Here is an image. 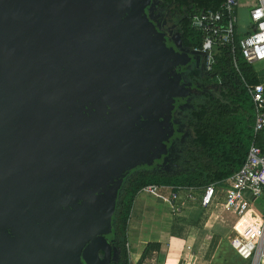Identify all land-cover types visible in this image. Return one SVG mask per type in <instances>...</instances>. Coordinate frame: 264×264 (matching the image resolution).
<instances>
[{
	"label": "water",
	"instance_id": "95a60500",
	"mask_svg": "<svg viewBox=\"0 0 264 264\" xmlns=\"http://www.w3.org/2000/svg\"><path fill=\"white\" fill-rule=\"evenodd\" d=\"M128 7L0 0V264L119 260L118 192L167 147L153 138L186 58Z\"/></svg>",
	"mask_w": 264,
	"mask_h": 264
},
{
	"label": "trees",
	"instance_id": "16d2710c",
	"mask_svg": "<svg viewBox=\"0 0 264 264\" xmlns=\"http://www.w3.org/2000/svg\"><path fill=\"white\" fill-rule=\"evenodd\" d=\"M171 1V0H170ZM190 8L183 22L184 41L192 48H202L203 34L191 26L195 13L217 9L224 0H172ZM214 50V63L208 78L220 85V96L206 100L191 112L193 138L185 151L186 162L175 172H163L139 167L124 179L118 192L113 219L114 244L120 249V259L114 264H131L128 249V225L134 201L149 185L200 187L231 177L243 164L250 146L259 144L264 151V131L255 133V108L247 83L262 82L255 64L249 63L237 47ZM176 167L177 162L174 161ZM221 186V185H220ZM161 244L152 242L143 252L146 258ZM250 264V263H247Z\"/></svg>",
	"mask_w": 264,
	"mask_h": 264
},
{
	"label": "built area",
	"instance_id": "2783aa9c",
	"mask_svg": "<svg viewBox=\"0 0 264 264\" xmlns=\"http://www.w3.org/2000/svg\"><path fill=\"white\" fill-rule=\"evenodd\" d=\"M241 0H224L217 9H204L194 14L191 26L203 34V46L208 71L214 63V50L229 46L234 53L237 47L252 64L264 62V0H257L248 8L249 20L240 21ZM255 108V133L264 131V83H247ZM200 187L149 185L151 193L168 192L178 210L182 201H198L204 209L220 207L230 212L236 221L230 243L239 257L251 264H260L264 258V214L253 208L258 198H264V151L253 143L247 156L231 177ZM221 185V186H220ZM148 264H160L151 260Z\"/></svg>",
	"mask_w": 264,
	"mask_h": 264
},
{
	"label": "flooded vegetation",
	"instance_id": "af4514ba",
	"mask_svg": "<svg viewBox=\"0 0 264 264\" xmlns=\"http://www.w3.org/2000/svg\"><path fill=\"white\" fill-rule=\"evenodd\" d=\"M190 8L172 0H129L128 9L132 14L140 16L151 26L154 46L161 53L176 52L186 57L170 70L167 82L178 89L166 100L168 104L161 108L160 134L153 138L154 143L167 144V147L164 150L162 146L157 147L159 157L155 158L152 168L144 167L147 169L168 172V169L179 170L183 167L185 151L193 138L191 112L206 100L221 95L220 85L208 78L205 55L192 53L199 48H192L184 41L183 22L191 15ZM166 128L170 131L164 133ZM108 238L113 247H117V257L120 259V249L114 244L113 236Z\"/></svg>",
	"mask_w": 264,
	"mask_h": 264
},
{
	"label": "crops",
	"instance_id": "0c3cea01",
	"mask_svg": "<svg viewBox=\"0 0 264 264\" xmlns=\"http://www.w3.org/2000/svg\"><path fill=\"white\" fill-rule=\"evenodd\" d=\"M247 10L241 4L240 15L242 11ZM263 63H258L261 64V70L257 71L264 83ZM166 193L169 196L168 192ZM160 198L159 195H154V201L147 203L140 194L134 201L129 220V230L131 232L128 236L130 239V241L128 240V249L131 264H148L153 259L160 264H228L236 256L239 261H244V264L250 263V261L239 257L230 243V237L236 221L234 215L230 212L222 211L220 207L204 209L198 201H182V210L178 215L183 219V223L175 222V214L173 213V205L175 204L170 201L172 203L169 210L170 217L163 214L161 218L164 226L155 232L150 231V236L145 240H140L141 236L146 235L144 234L146 229L143 225L144 219L150 217L153 227L155 226L154 221L158 220L154 206L156 204L155 200ZM253 208L258 213L264 214V198L256 200ZM202 211L206 215L205 217H201ZM227 217L230 219L229 222ZM176 223L178 225L187 224L186 232L177 231L175 229ZM139 242L143 244L142 247ZM152 242L160 243V250L155 249L153 250L154 252L143 258L145 248ZM134 245L138 250L132 251Z\"/></svg>",
	"mask_w": 264,
	"mask_h": 264
},
{
	"label": "rangeland",
	"instance_id": "374dc122",
	"mask_svg": "<svg viewBox=\"0 0 264 264\" xmlns=\"http://www.w3.org/2000/svg\"><path fill=\"white\" fill-rule=\"evenodd\" d=\"M257 2V0H241V4L243 7L245 8H250L253 4H255ZM246 10V9H245ZM248 11V10H247ZM247 11H242L241 13V18H240V21L243 23V24H246L249 20V15L247 13ZM261 63V62H260ZM264 64V63H263ZM256 69L257 70H261V64H256ZM192 105V103H191ZM177 156H175L174 159H176ZM155 168V167H154ZM173 170H177V169H173ZM172 168L171 169H168L167 171H170V172H173ZM146 200L147 203L151 202V201H154V195L157 196L159 195L161 198L160 199H156L155 202V214L158 218L157 221H154L155 223V226L153 227L152 226V223H151V219L150 217L149 218H146L144 219V222H143V225L146 227L145 231H144V236H141L140 237V240H145L149 235V232L150 231H157V230H160L164 225L162 223V215L165 214L166 216L170 217V209H171V206L172 203L170 202L169 200V197L167 196V193L166 192H158L157 194L155 193H151V192H148L146 190H142L138 195H140ZM137 198V197H136ZM260 200L257 199V201ZM254 204V203H253ZM176 206L173 205V213L175 214V222H178V223H183V219L181 217H179L178 213L181 212L182 210V207L179 208L178 210L175 208ZM211 213V211H209ZM208 212V213H209ZM207 213V212H205ZM208 215V214H207ZM206 215H204V212L202 211V216L201 217H205ZM201 219V218H200ZM227 220L228 222L230 221V219L227 217ZM178 223H176L175 225V229L177 231H182V232H186L187 228H188V225L187 224H180L178 225ZM186 226V227H185ZM131 230H129V225H128V236L130 234ZM128 240L130 241V239L128 238ZM139 244L141 245V247L143 246V244H141L139 242ZM134 250H138V248H135V245L134 247H132V251ZM234 255H236L234 253ZM231 263H228V264H244L243 262L244 261H239L238 257L236 256L235 258L232 259V261H230ZM260 264H264V258L262 259L261 263Z\"/></svg>",
	"mask_w": 264,
	"mask_h": 264
}]
</instances>
